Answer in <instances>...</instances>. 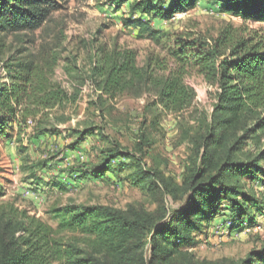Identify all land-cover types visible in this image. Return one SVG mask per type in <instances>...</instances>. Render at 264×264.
Listing matches in <instances>:
<instances>
[{
    "label": "trees",
    "instance_id": "16d2710c",
    "mask_svg": "<svg viewBox=\"0 0 264 264\" xmlns=\"http://www.w3.org/2000/svg\"><path fill=\"white\" fill-rule=\"evenodd\" d=\"M117 1L120 5L130 2L131 12L140 14L125 18L124 25L137 29L140 38L153 40L160 39V33L152 19H170L199 2ZM214 2L245 21L264 22V0ZM58 9L56 0H0V135L14 130L13 124L20 117H36L76 101L53 80L60 41L46 42L38 51L19 45L15 53L6 55L13 46L11 36L44 31ZM233 31L232 26L227 27L213 43H202L203 50L190 51V55L185 51L173 54L176 66H161L168 70L161 79L153 77L152 59L141 67L135 49L118 46L112 51L104 49V56H96L90 68L89 75L101 91L92 103L99 107L101 116L108 100L126 92L140 94L151 86L158 88V98L147 109L178 113L194 107L197 94L186 80L193 67L214 86L213 110L200 112L186 131L191 155L182 186L185 207L168 213L165 208L151 211L131 205L122 209L71 201L53 210L58 221L55 227L29 216L13 203L0 202V264H180L181 256L190 255L181 250V242H189L193 230L202 228L206 220L210 222L223 201L239 214L242 225L247 216L253 218L252 207L262 212L264 203L248 191L244 179L264 176V39L236 37ZM96 129L98 126L73 128L77 136L73 146ZM7 136H13L12 132ZM148 144L143 131L137 144L139 154L123 153L121 145L114 144L104 155L97 169L100 171L75 169L77 172H71L64 181L88 175L102 178V172L122 155L132 158L142 180H154L157 171L145 169L142 161ZM159 180L177 199L178 192L175 194ZM58 186L67 192L72 188L61 183ZM3 195L0 188V198ZM262 260L264 252L250 253L239 264H258Z\"/></svg>",
    "mask_w": 264,
    "mask_h": 264
},
{
    "label": "rangeland",
    "instance_id": "374dc122",
    "mask_svg": "<svg viewBox=\"0 0 264 264\" xmlns=\"http://www.w3.org/2000/svg\"><path fill=\"white\" fill-rule=\"evenodd\" d=\"M56 1L59 9L50 25L29 36H11L9 42L13 46L6 55L15 53L19 45L38 51L46 42L60 41V59L53 80L76 101L36 117H20L13 124L14 130L0 135V188L4 192L0 202L13 203L29 216L55 227L58 221L53 210L71 201L122 209L131 205L151 211L165 208L168 213L184 208L182 186L191 155L186 131L195 124L200 112L213 110L214 86L193 67L186 80L197 94L194 107L178 113L147 109L158 98V88L151 86L140 94L126 92L108 100L101 116L99 107L92 103L101 93L89 75L93 60L104 56V49H135L139 66L146 67L152 59L153 77L161 79L168 70L160 67H175V54L185 51L190 55V51L203 50L202 43H213L229 26L236 37L264 39V22L245 21L222 10L214 0H199L195 8L176 13L170 19H152L160 33V39L153 40L140 38L137 29L124 25L125 18L140 17L131 12L130 2L120 5L117 0ZM95 126L98 129L94 134L73 146L77 139L73 128ZM42 129L50 130L39 133ZM143 131L149 144L142 161L145 169L157 171L155 181L142 180L132 158L125 155L113 160L111 167L102 172V178L88 175L64 181L71 172H77L75 169L100 171L97 169L104 155L114 144L121 145L123 153L139 154L137 144ZM8 132L13 136L8 137ZM259 175L244 180L248 191L264 203V176ZM159 179L175 194L178 192L177 199ZM58 183L72 188L64 191ZM228 206L229 202L223 201L210 222L206 220L202 228L193 230L189 242H181V250L190 255L181 256L180 264H239L250 253L264 252V210L260 212L251 206L253 218L247 216L242 225L239 214ZM258 264H264V260Z\"/></svg>",
    "mask_w": 264,
    "mask_h": 264
}]
</instances>
